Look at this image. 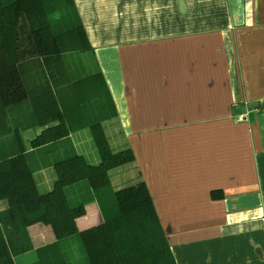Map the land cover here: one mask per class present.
Returning <instances> with one entry per match:
<instances>
[{
  "label": "crops",
  "instance_id": "crops-1",
  "mask_svg": "<svg viewBox=\"0 0 264 264\" xmlns=\"http://www.w3.org/2000/svg\"><path fill=\"white\" fill-rule=\"evenodd\" d=\"M73 2L116 110L106 136L134 156L112 187L144 181L176 264H264V0ZM86 130L70 135L84 155ZM53 172L34 173L40 192ZM101 222L91 202L76 226ZM27 230L34 250L54 241Z\"/></svg>",
  "mask_w": 264,
  "mask_h": 264
},
{
  "label": "trees",
  "instance_id": "trees-1",
  "mask_svg": "<svg viewBox=\"0 0 264 264\" xmlns=\"http://www.w3.org/2000/svg\"><path fill=\"white\" fill-rule=\"evenodd\" d=\"M115 116L73 0H0V264L34 250L35 223L54 241L27 264H176L144 181L111 185L109 170L134 160L110 148L103 123ZM83 128L92 161L70 137ZM26 129L39 131L30 150ZM47 167L55 177L40 192L34 173ZM91 202L102 222L78 230Z\"/></svg>",
  "mask_w": 264,
  "mask_h": 264
},
{
  "label": "rangeland",
  "instance_id": "rangeland-1",
  "mask_svg": "<svg viewBox=\"0 0 264 264\" xmlns=\"http://www.w3.org/2000/svg\"><path fill=\"white\" fill-rule=\"evenodd\" d=\"M86 131L89 132V130H86ZM108 137H109V140H110V141H109V140H108V141L111 143V144L109 143V144H110V148H111L112 151H115L117 147H115L114 142H113V139L111 138V135H108ZM79 148L82 149V150L84 151L87 160H89V161H92V159L95 160V159H94V155H95V154L97 155V153H96V151L94 152V151L92 150V149H95L92 140H91V142H89V143L86 142V144L82 145V146L79 147ZM94 153H95V154H94ZM51 171H52V170H51ZM53 173H54V172H53ZM38 184H39V183H38ZM40 188H41V185H39V190H42V189H40Z\"/></svg>",
  "mask_w": 264,
  "mask_h": 264
}]
</instances>
